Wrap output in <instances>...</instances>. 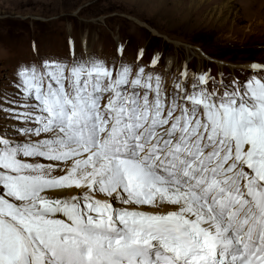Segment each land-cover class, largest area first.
I'll return each instance as SVG.
<instances>
[{
    "label": "snow or ice",
    "instance_id": "6c2138e0",
    "mask_svg": "<svg viewBox=\"0 0 264 264\" xmlns=\"http://www.w3.org/2000/svg\"><path fill=\"white\" fill-rule=\"evenodd\" d=\"M160 63L0 81V264H264V63Z\"/></svg>",
    "mask_w": 264,
    "mask_h": 264
},
{
    "label": "rangeland",
    "instance_id": "374dc122",
    "mask_svg": "<svg viewBox=\"0 0 264 264\" xmlns=\"http://www.w3.org/2000/svg\"><path fill=\"white\" fill-rule=\"evenodd\" d=\"M157 53L158 72L187 63L217 79L264 63V0H0L4 87L21 63L94 55L150 70ZM5 125L17 126L0 114Z\"/></svg>",
    "mask_w": 264,
    "mask_h": 264
},
{
    "label": "bare ground",
    "instance_id": "6f19581e",
    "mask_svg": "<svg viewBox=\"0 0 264 264\" xmlns=\"http://www.w3.org/2000/svg\"><path fill=\"white\" fill-rule=\"evenodd\" d=\"M142 26H143V23H141V22H139ZM155 34H158V35H160L156 30H153L152 28H150ZM185 49H186V51L188 52V53H192L193 55H196L198 58H200V56H204V54L203 53H201V51L200 50H198V49H196V48H192V47H190V46H187V47H185ZM192 49H194V51L192 50ZM220 63V62H219ZM223 63H221V65H222ZM171 66V65H170ZM169 66V67H170ZM230 66V65H229ZM234 67V66H233Z\"/></svg>",
    "mask_w": 264,
    "mask_h": 264
}]
</instances>
